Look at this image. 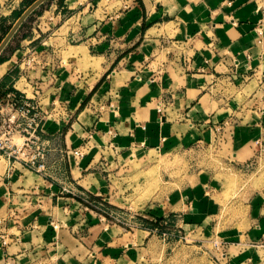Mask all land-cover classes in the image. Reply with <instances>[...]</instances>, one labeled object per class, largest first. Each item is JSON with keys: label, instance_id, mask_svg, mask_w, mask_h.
<instances>
[{"label": "crops", "instance_id": "1", "mask_svg": "<svg viewBox=\"0 0 264 264\" xmlns=\"http://www.w3.org/2000/svg\"><path fill=\"white\" fill-rule=\"evenodd\" d=\"M28 6L0 0V35ZM0 56L2 98L45 114L41 170L0 156V264H140L264 139V0H45Z\"/></svg>", "mask_w": 264, "mask_h": 264}, {"label": "rangeland", "instance_id": "2", "mask_svg": "<svg viewBox=\"0 0 264 264\" xmlns=\"http://www.w3.org/2000/svg\"><path fill=\"white\" fill-rule=\"evenodd\" d=\"M236 171L241 175L234 176L239 185L233 197L222 202L208 223L199 225L203 229H153L160 240L139 246L140 264H264V229L254 227L264 223V139L248 164ZM102 209L110 221L132 225L125 215Z\"/></svg>", "mask_w": 264, "mask_h": 264}, {"label": "built area", "instance_id": "3", "mask_svg": "<svg viewBox=\"0 0 264 264\" xmlns=\"http://www.w3.org/2000/svg\"><path fill=\"white\" fill-rule=\"evenodd\" d=\"M158 110L162 112L161 107ZM44 116L35 101L15 92L8 93L5 99L0 94V156L35 171L41 170L44 148L39 129Z\"/></svg>", "mask_w": 264, "mask_h": 264}, {"label": "water", "instance_id": "4", "mask_svg": "<svg viewBox=\"0 0 264 264\" xmlns=\"http://www.w3.org/2000/svg\"><path fill=\"white\" fill-rule=\"evenodd\" d=\"M45 0H35L32 2L18 17V19L15 21V23L12 25L10 30L6 33L4 38L0 42V52L4 48V46L7 44L9 39L12 37V35L15 33L17 28L21 25V23L25 20V18L34 10L36 9L41 3H43Z\"/></svg>", "mask_w": 264, "mask_h": 264}, {"label": "trees", "instance_id": "5", "mask_svg": "<svg viewBox=\"0 0 264 264\" xmlns=\"http://www.w3.org/2000/svg\"><path fill=\"white\" fill-rule=\"evenodd\" d=\"M33 1H34V0H26V4H27V6L30 5ZM9 28H10V26H9L7 29H4V30L2 31V35H0V42H1V40L3 39V37L5 36V34L8 32ZM0 60H1V56H0ZM144 222L147 223V224L149 223V222L146 221V220H144ZM153 223L156 224L158 227H161V226L159 225L158 221L153 222ZM160 229H161V228H160Z\"/></svg>", "mask_w": 264, "mask_h": 264}]
</instances>
